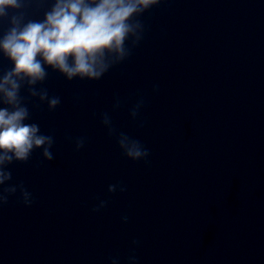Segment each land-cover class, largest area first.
I'll use <instances>...</instances> for the list:
<instances>
[{"label":"clouds","instance_id":"1","mask_svg":"<svg viewBox=\"0 0 264 264\" xmlns=\"http://www.w3.org/2000/svg\"><path fill=\"white\" fill-rule=\"evenodd\" d=\"M162 0H51L43 19H26L20 11L24 0H0V21L7 20L9 27L0 35V53L13 67L0 74V208L9 203L10 197L19 193L18 202L25 207L35 203L33 194L13 180L9 166L14 162L27 163L36 150H40L43 161L54 160V134H44L38 123L31 120L29 102L39 109L46 104L49 112L60 104L61 98L50 95L42 85L48 78V69L58 72L67 81H99L114 67L126 62L144 39L146 27L141 19ZM27 96L21 95L25 89ZM152 91L157 93L159 86ZM79 100V97H75ZM122 101L114 98L112 110L121 107ZM145 107L143 96L131 108L129 115L137 126L143 128L145 121L139 120ZM101 124L109 137H115L122 155L132 162L149 163L150 150L139 140L113 125L108 112L101 115ZM74 143L75 151L85 147V137H66ZM39 166V165H37ZM127 185L118 181L108 186V192L126 193ZM109 201L99 200L91 211L99 212ZM122 215L121 221L128 222ZM140 240L131 241L127 264H139L136 248ZM110 264H120L119 257H110Z\"/></svg>","mask_w":264,"mask_h":264}]
</instances>
